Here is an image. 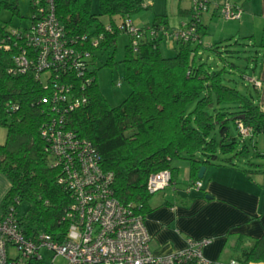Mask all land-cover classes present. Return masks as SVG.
Instances as JSON below:
<instances>
[{
	"label": "trees",
	"instance_id": "trees-1",
	"mask_svg": "<svg viewBox=\"0 0 264 264\" xmlns=\"http://www.w3.org/2000/svg\"><path fill=\"white\" fill-rule=\"evenodd\" d=\"M0 7L18 15L14 2L0 1ZM145 8L143 0H98L94 11L91 0H55V15L66 36L78 40L86 36L83 44L78 41L75 46L90 53L93 77L85 88L87 103L66 115V126L79 138L89 140L99 154L102 169L113 173L116 200L123 206L133 205L142 216L151 211L147 181L152 174L169 170L171 183L177 171L174 160H184L193 184L200 181L199 168L211 165L218 155L247 156L248 145L239 134V124L251 129L249 142L264 133V110L254 103L250 89L254 81L243 92L236 80L225 76L223 66L216 68L197 57L205 50L223 61L222 52L232 50L219 51L217 44L205 49L200 42L179 43L173 55L164 56L160 40L142 42L136 50L129 42L120 62L121 79L130 92L117 106L107 102L96 82L97 62L107 54L102 65L116 64V39L124 33L118 27ZM102 17L109 22H102ZM10 31L0 25V127L6 130L5 142L0 144V174L9 184L0 208L26 203L28 207L20 217L26 233L42 230L55 237L66 231L62 218L70 201L57 183L59 169L50 166L40 137L49 111L40 99L47 90L30 72L18 76L8 73L15 54L14 47L4 48ZM100 34L102 41L92 47L90 39ZM229 106L238 110H224ZM231 127L237 130L236 137ZM231 249L239 254L241 264H264V233L256 239L237 236Z\"/></svg>",
	"mask_w": 264,
	"mask_h": 264
},
{
	"label": "built area",
	"instance_id": "built-area-1",
	"mask_svg": "<svg viewBox=\"0 0 264 264\" xmlns=\"http://www.w3.org/2000/svg\"><path fill=\"white\" fill-rule=\"evenodd\" d=\"M190 19L176 29L157 24L137 28L130 19L118 27L129 37L133 50L142 42L170 40L199 43V15L206 10L204 0H190ZM29 26L10 31L4 48L14 47V76L32 73L47 90L40 102L48 106V116L40 128L44 151L50 166L59 169L57 183L69 196L62 220L66 231L52 236L37 230L26 233L14 208H0V264H206L202 249L210 240H188L184 249L165 255L154 254L144 216L133 205L123 206L113 196L114 175L102 169L100 157L87 139L68 129L65 117L87 103L85 88L93 77L90 53L77 48L86 36L67 37L55 15V0H30ZM224 19H238L239 10L220 8ZM106 30H110L109 27ZM103 35L90 39L97 47ZM119 86V83L116 84ZM242 139L251 134L249 127L238 125ZM169 170L152 174L147 191L155 194L170 185ZM200 181L191 184L199 190ZM230 264H235L232 261Z\"/></svg>",
	"mask_w": 264,
	"mask_h": 264
},
{
	"label": "crops",
	"instance_id": "crops-1",
	"mask_svg": "<svg viewBox=\"0 0 264 264\" xmlns=\"http://www.w3.org/2000/svg\"><path fill=\"white\" fill-rule=\"evenodd\" d=\"M204 1L206 10L199 15L201 46L207 49L217 44V49L223 51L227 49L225 42L229 41L228 44L232 46L229 50L237 51L235 48L239 39H242L245 48L251 52L249 61L253 67V101L264 110V0ZM143 5L145 9H152L144 16V25L156 22L150 19L158 16L165 18L164 24L168 27L169 10L176 12L181 19L180 25L190 19V0H143ZM223 6L239 10V18L224 19L220 14ZM113 20L119 23L118 17ZM230 41L235 43L231 44ZM173 43L165 44L167 48L160 44L163 55L162 48L168 52L172 44V52L164 56L175 53L178 44ZM205 54L210 53L201 50L197 57L202 60ZM254 149L257 157L263 156L255 146ZM249 156L238 158L218 155L211 165L205 167L199 190L191 188L187 161L185 176L181 180L186 183L181 187L178 163L173 162L177 168L174 180L159 196L150 199L151 211L144 215L145 228L151 237L150 247L154 254L165 255L179 251L186 247L188 240L207 238L210 242L202 249L206 264H230L232 261L241 264L239 254L231 249L237 236L256 239L264 233V167H260L259 160L257 163L249 161ZM8 189L7 180L0 174V202Z\"/></svg>",
	"mask_w": 264,
	"mask_h": 264
},
{
	"label": "rangeland",
	"instance_id": "rangeland-1",
	"mask_svg": "<svg viewBox=\"0 0 264 264\" xmlns=\"http://www.w3.org/2000/svg\"><path fill=\"white\" fill-rule=\"evenodd\" d=\"M3 2H9L12 3L14 2L17 6L18 9V15H13L9 10L0 7V25H5L6 29L13 30V29H18L21 27H26L29 26L31 17H32V12H31V6H30V0H0ZM192 5L190 6V8ZM91 8L92 10H96L97 8V0H92L91 1ZM152 9H144L139 12H136L130 16V20L133 22V26L140 28L142 25H144V16H147L149 12H151ZM172 10H169V15L167 17V25L168 27H171V29H176L180 27V21L178 15L176 12H171ZM146 14V15H143ZM156 20V23L159 25H164V19L160 18L158 16L152 17L150 20ZM149 20V21H150ZM102 22L107 23V18L102 17ZM119 22V20H118ZM239 44L235 48L237 51H224L222 52L221 55H223V61L219 59V57H215L212 55L205 54L202 57V60L205 62L212 63L214 67L220 68L224 67L225 69V76L227 78H231L233 80H236L238 83V87L241 91L245 92L247 89H249L250 85L252 84L251 76L253 72V67H252V62H250V50L245 48L244 43L242 39H239ZM129 43V38L126 33H120L116 39V44H115V53H114V61L116 62L115 65L112 66H103L102 64L104 63L107 54L101 55L98 62L97 66L98 69L96 70V82L98 84L99 89L101 90L104 98L107 100V102L111 106H117L119 105L128 95L130 92V87L129 85L121 79L122 77V72H123V66L121 64V60L124 57V47L126 44ZM167 43H172L170 40H163L161 42L162 47L163 45ZM228 46L227 49H231V45H229V41L225 42ZM231 44H234V41H230ZM243 43V44H242ZM172 44H170V51L169 53L172 52ZM166 47V45H165ZM167 48V47H166ZM163 49L164 55H166L168 52L167 50ZM234 49V48H233ZM238 56V57H237ZM101 60V62H100ZM233 63L237 65L236 69H233L228 65L227 63ZM95 67V66H94ZM119 83V86L116 84ZM236 84V85H237ZM248 86V87H246ZM252 87V85H251ZM251 89V88H250ZM224 110H238L234 106H229L225 107ZM230 132L232 135L235 137L238 135L237 130L234 127H231ZM5 136H6V130L4 127H0V144H3L5 142ZM247 139V138H246ZM245 139V144L248 145V153L247 155H250L248 157L249 161L252 163H257L259 160L260 167H264V157H257L255 153L254 146L257 148V151L259 154L264 155V133H261L259 135H256L255 138L253 139L252 142H249V140ZM250 153V154H249ZM221 157V156H219ZM175 163L177 164L178 167V178L181 183V187H184L185 181H181L183 177L185 176V163L187 164L186 161L184 160H174ZM262 163V164H261ZM255 166V165H254ZM181 168V169H180ZM184 175V176H183ZM162 193V191H159L151 196L157 197ZM2 194V191L0 192V195ZM28 205L26 203H20L19 205L16 206L15 211L18 215V217H21ZM58 264H62L61 259L57 260Z\"/></svg>",
	"mask_w": 264,
	"mask_h": 264
},
{
	"label": "water",
	"instance_id": "water-1",
	"mask_svg": "<svg viewBox=\"0 0 264 264\" xmlns=\"http://www.w3.org/2000/svg\"><path fill=\"white\" fill-rule=\"evenodd\" d=\"M204 171H205V167L199 168L198 174H197L198 179H202Z\"/></svg>",
	"mask_w": 264,
	"mask_h": 264
}]
</instances>
